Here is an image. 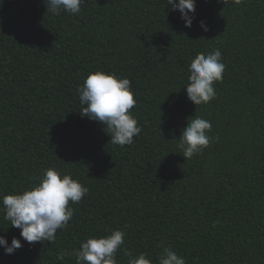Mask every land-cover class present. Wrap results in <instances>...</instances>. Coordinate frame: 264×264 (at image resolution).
<instances>
[{"label": "trees", "instance_id": "1", "mask_svg": "<svg viewBox=\"0 0 264 264\" xmlns=\"http://www.w3.org/2000/svg\"><path fill=\"white\" fill-rule=\"evenodd\" d=\"M85 2L54 16L42 0H0V197L49 167L89 190L51 244L23 241L0 211V235L22 243L0 246V264H75L57 253L112 230L126 233L119 264L124 248L158 264L169 246L186 264H264V0H196L190 28L167 0ZM216 48L223 81L196 107L188 65ZM96 71L131 81L142 129L131 145L80 113L77 87ZM195 112L218 140L186 160L177 140Z\"/></svg>", "mask_w": 264, "mask_h": 264}, {"label": "clouds", "instance_id": "2", "mask_svg": "<svg viewBox=\"0 0 264 264\" xmlns=\"http://www.w3.org/2000/svg\"><path fill=\"white\" fill-rule=\"evenodd\" d=\"M46 11L54 16L62 13L79 15L85 0H42ZM223 5H240L243 0H217ZM169 11H178L184 26L193 24L196 0H167ZM200 27L207 32L205 21ZM220 49H213L207 54L197 53L188 65L187 82L184 86L188 100L196 107L208 104L217 98L215 83L223 81L225 64ZM79 103L82 105L81 115L104 126L113 145L123 147L134 143L142 131L137 119L130 111L137 103L131 88V81L116 76L115 73L96 71L89 73L83 84L77 87ZM212 123L195 115L187 119V127L182 129L177 147L186 160L200 154L218 137L209 136ZM38 183L22 193H10L0 197V211L4 219L14 228L20 229L23 241L50 244L55 242L57 232L66 230L73 219L74 209L69 206L79 203L88 193V188L70 174H62L58 169L49 167L43 170ZM126 233L112 230L110 234L89 237L80 242L79 248L61 249L57 260L74 257L75 264H119L117 253L125 243ZM0 246L5 254H14L22 247L21 240L13 237L9 245L6 238L0 235ZM127 264H152L147 253L134 255L131 250L123 249ZM158 264H186V259L170 246L164 247L158 256Z\"/></svg>", "mask_w": 264, "mask_h": 264}, {"label": "rangeland", "instance_id": "3", "mask_svg": "<svg viewBox=\"0 0 264 264\" xmlns=\"http://www.w3.org/2000/svg\"><path fill=\"white\" fill-rule=\"evenodd\" d=\"M8 13H10V12L6 11L4 14L1 15V18L6 16Z\"/></svg>", "mask_w": 264, "mask_h": 264}]
</instances>
